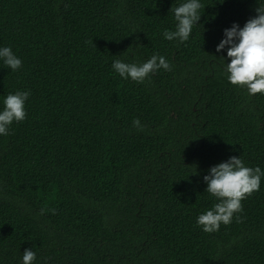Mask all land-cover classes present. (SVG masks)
Returning <instances> with one entry per match:
<instances>
[{"label": "trees", "instance_id": "1", "mask_svg": "<svg viewBox=\"0 0 264 264\" xmlns=\"http://www.w3.org/2000/svg\"><path fill=\"white\" fill-rule=\"evenodd\" d=\"M184 2L0 0V47L22 61L0 59V111L30 92L0 135V264L25 248L33 264H264V177L230 224L196 223L218 202L211 166L239 156L264 171V94L232 85L216 51L264 0H200L189 39L167 40ZM153 54L172 69L142 83L112 67Z\"/></svg>", "mask_w": 264, "mask_h": 264}, {"label": "clouds", "instance_id": "2", "mask_svg": "<svg viewBox=\"0 0 264 264\" xmlns=\"http://www.w3.org/2000/svg\"><path fill=\"white\" fill-rule=\"evenodd\" d=\"M222 2V0H221ZM200 0H186L178 7L171 8L174 13L175 30H165L163 36L167 40L187 41L193 26L200 21L204 7ZM256 15L250 17L240 27L233 23L230 28L224 29V37L216 46L220 52L226 48L228 62L226 63L227 79L232 85L244 86L251 95L264 94V6L255 9ZM0 59L12 71L22 66L10 47H0ZM113 69L124 79H131L142 83L150 74L163 68L170 71L172 65L159 54H153L150 59L141 64L124 63L117 59L112 64ZM29 91L9 93L3 101V110L0 111V135H7L13 122H22L26 118L25 101ZM133 126L142 130L139 119L132 121ZM261 177L264 171L260 167H248L239 156H231L227 161L211 166L207 175L205 191L215 197L218 202L209 210L198 215L196 223L206 233L219 231L221 223L228 225L236 213L242 212V200L252 195L260 188ZM41 209V214L45 213ZM47 211L55 214L54 209ZM237 222L240 218L237 217ZM36 253L25 248L23 264H33Z\"/></svg>", "mask_w": 264, "mask_h": 264}]
</instances>
